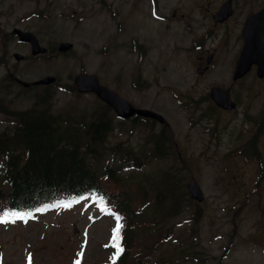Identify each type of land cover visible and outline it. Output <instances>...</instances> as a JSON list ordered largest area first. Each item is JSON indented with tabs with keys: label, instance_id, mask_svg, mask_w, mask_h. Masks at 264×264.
Segmentation results:
<instances>
[{
	"label": "rangeland",
	"instance_id": "374dc122",
	"mask_svg": "<svg viewBox=\"0 0 264 264\" xmlns=\"http://www.w3.org/2000/svg\"><path fill=\"white\" fill-rule=\"evenodd\" d=\"M222 1L0 0L2 104L9 109L28 107L34 94L43 89L41 85L24 91L17 83L9 87L5 81L10 72L29 81L51 74L60 82L50 86V89H56L53 111L62 117H71L73 127L78 125V130L82 131L98 113L112 119V127L101 144L103 151L94 159L98 174L96 182L115 197L122 188L132 187L129 193L131 207L143 211L139 219L130 217L135 225L132 229L139 239L152 234L155 242L151 255L144 258L142 264H264L263 243L244 236L234 238L226 232L229 225L222 216L233 213L234 198L232 190L223 189L215 180V177H223L225 182L230 176L225 168L223 171L222 165L229 161V155L223 159L224 153L236 144L231 142L235 137L232 130L249 128L250 123H243L247 114L252 118L260 117L264 79L257 80L252 73L231 84V96L239 103L230 115L218 113L217 109L204 113L214 105H209L206 100H195L206 94L214 73L197 81L187 60L194 58L200 48L213 47L224 28L232 31L226 36L237 35L248 6L242 0H232L233 16L223 25H214L209 12L217 9ZM150 8L164 19L150 15ZM173 8L178 10L174 18L171 16ZM13 25L34 31L40 43L48 48L46 54L31 55L29 47L8 33ZM209 30L213 33L207 35ZM3 37L5 42L1 44ZM60 40L72 41L73 47L69 51H57L56 44ZM13 51L23 53L25 59L15 60ZM224 58L225 53H222L221 62L213 67L220 71V83L228 85L230 77L222 76L227 68L222 64ZM2 59L5 63H1ZM78 71L98 74L102 82L135 106L148 107L164 115L168 121L164 130L168 135L165 143L158 141V147H154L163 127L159 122L144 118L135 122L119 119L94 94L78 93L70 86ZM249 85L261 87L259 97L251 102L246 99L244 90ZM172 87L186 91V100L173 98ZM227 117L232 119L229 118L227 132L219 138L213 131L221 130L217 121ZM14 126V117L0 111V135H6ZM260 126L257 121L252 122L253 137L264 134ZM151 131L154 134L146 140ZM189 139L193 153L184 146L183 140ZM218 139L219 144L213 147L214 140ZM82 141V145L85 144L83 138ZM127 146L132 148V153L124 159L127 153L118 151ZM156 150L161 153H155ZM204 150L208 152L204 153ZM215 154L221 157H215ZM172 155L177 157L178 165L182 161L185 167L179 171L180 179L187 175L189 179V175H193L204 191L202 202H188L189 207L194 203L201 208L197 219L192 208L180 210L173 217L166 211L171 176L168 183L164 177L157 183L150 181L159 178L160 174L163 176ZM253 162L246 173L250 174L252 170L253 174L261 173L260 160L253 159ZM108 163L113 166L112 177L118 179L117 183L111 182L102 171ZM135 171L139 172L130 175ZM159 183H167L166 189ZM148 191H151V201L142 208ZM247 215L241 226L242 234L247 232L255 213L249 211ZM146 221H151V225H144ZM114 224L113 217L101 211L89 197L37 212L27 221L1 220L0 264H99L109 258L107 240ZM161 227L165 233L162 231L157 241L154 233Z\"/></svg>",
	"mask_w": 264,
	"mask_h": 264
},
{
	"label": "trees",
	"instance_id": "16d2710c",
	"mask_svg": "<svg viewBox=\"0 0 264 264\" xmlns=\"http://www.w3.org/2000/svg\"><path fill=\"white\" fill-rule=\"evenodd\" d=\"M70 86L75 88L74 84ZM51 95L44 90L36 95L34 105L11 112L18 122L11 132L0 135L1 178L6 185H0V206L8 201L34 211L55 199L68 200L92 188L101 189L92 162L103 151L101 144L112 122L104 113H98L79 131L78 125L72 126L71 117L51 111ZM111 181L117 183L118 179ZM130 189L122 188L116 197L108 198L107 207L116 211V228L108 242L114 256L102 264H141L144 255H149L153 235L139 239L132 229L135 225L130 217L135 219L136 213L129 200ZM101 194L109 195L105 190Z\"/></svg>",
	"mask_w": 264,
	"mask_h": 264
},
{
	"label": "flooded vegetation",
	"instance_id": "af4514ba",
	"mask_svg": "<svg viewBox=\"0 0 264 264\" xmlns=\"http://www.w3.org/2000/svg\"><path fill=\"white\" fill-rule=\"evenodd\" d=\"M224 1L226 0H223L219 4V7L217 9L213 8L209 12V14L212 16L214 25H223L227 23L233 16L234 6L232 4V0H229L230 6H232L231 14L227 17H224L223 19L214 18V16L216 15L215 13L218 12L221 4ZM242 2L248 6V15L250 13H255L262 6L264 0H242ZM177 12L178 10L176 8H173V10L171 11L172 18L177 16ZM181 17H183V15H181ZM244 20L241 24V27H239L238 29L237 35H235L234 37L226 36L232 31L230 28H224L221 34L222 36L215 39L216 43L213 47L200 48L199 50H197V53L194 58H187L191 67V72L194 73L195 76L198 78L197 81H199L201 77L207 76L209 73H214V79L208 84L209 88L206 94L195 100V102L206 100L209 105H214L215 108L208 107L204 113H208L210 110L215 112L217 109L218 113H225L226 116L230 115L231 113L236 111L237 104L239 103L237 99H234L231 96V84L240 81L241 79L245 78L246 76L252 73H254L255 78L257 80L264 79V74L262 76L258 75L257 62L251 60V63H248L252 56L253 48L252 46H247V41H264V38H246L245 32L248 33L250 31L247 29H243ZM212 33L213 31L209 30L207 32V35H210ZM251 33L253 32L251 31ZM9 34L12 33L9 32ZM14 37L17 36L14 35ZM2 39L3 41L1 42V44L5 42V38L3 37ZM20 42L25 44L27 47H30V44L28 42ZM197 43L198 42L196 41L193 43V45L196 46ZM245 48L248 50V52H250V54H246L244 57L247 63L243 65V72H240L239 75L236 76L235 73L237 67L239 66L241 53ZM222 53H225V58L222 60V64L226 65L227 67L223 70L222 76L224 78L230 77V83L228 85H223L220 83V71H216L213 67L216 63L221 62L220 55ZM12 56L14 57L13 53ZM4 60L5 59H2L1 63H5ZM10 74L12 75L11 72ZM260 88V86L255 85L245 86L244 90L246 92V99H248L249 102L257 99L259 97L258 93ZM170 92L173 98H177L176 100H186V91H181L176 89L175 87H172L170 88ZM212 92L214 93V95H212ZM224 96H228V100L233 103L232 107H224L218 104L215 98H223ZM260 98L261 103L263 104L262 108H259V110H262L260 117L252 118L250 115L247 114L246 118L243 119V123H250L249 128H244L242 129V131L232 130V132H235V137L233 139L231 138V142L236 144L234 145V147L229 148L228 151L224 153L223 159H225V157L229 155V161L226 162V165L225 163L222 165L223 171L226 169L230 173V176L228 177L227 175L228 178L225 182L223 181V177H215V180L218 184L222 186L223 189L232 190V196L234 198L233 207L231 209L233 213L222 216L224 221L229 225V230L226 232L229 233V235H232V237L234 238H241V236H244L245 238H250L251 240H254L258 243H263L264 245V134L261 136L257 135V137L252 136L253 121H257V123L261 125L260 128L264 129V91L261 93ZM229 118L230 117H227L223 120L217 121L218 127H222V129L214 130V135L220 138L222 134L227 132L228 125L231 121L230 119H232ZM164 126L167 128L168 125L165 124ZM183 142L185 148L189 149L190 153H193V150L190 148L192 140L189 139L186 142L183 140ZM219 142L220 139L214 140L213 147L218 145ZM203 152L206 153L208 152V150H204ZM215 157L221 156L215 154ZM253 159L260 160L261 173L257 172L256 174H253V170L250 174L248 172L246 173V169L252 164H254ZM167 167L168 179L170 178V176L173 179L171 182L172 186L170 188L169 193L170 207H173L174 202L177 201L181 202L184 211H187L192 208L193 211L199 213L201 208L198 205H194V203L191 202V207L188 206V202L190 200L187 198V194L183 189L186 186L188 175L181 179L179 175V171L185 169L182 161H180V165H178L177 157L175 155H172L170 162L168 161ZM234 170L238 172H234ZM191 176L189 175V178ZM198 177L201 178V175L199 174ZM249 211H253L255 215L253 220L248 224L247 232L245 234H242L241 226L243 220L248 218L249 215H247V212ZM241 212H243L247 218L244 217ZM216 238H219V236H216ZM225 248L226 247H224L223 249Z\"/></svg>",
	"mask_w": 264,
	"mask_h": 264
},
{
	"label": "water",
	"instance_id": "95a60500",
	"mask_svg": "<svg viewBox=\"0 0 264 264\" xmlns=\"http://www.w3.org/2000/svg\"><path fill=\"white\" fill-rule=\"evenodd\" d=\"M229 12H230L229 0H227L222 5L221 9L218 12L219 19H222L223 17L227 16ZM243 29H247L250 31L248 33L245 32L246 38L249 39L264 38V5L261 8V10H259L256 14L251 15L246 19ZM13 31L18 34L21 40L30 42L32 53L45 51V47L39 44L37 36L32 31L24 30L17 27H15ZM251 31L253 33H251ZM71 46L72 43L69 41H60L57 44V48L59 50H67ZM247 46H252L253 48L252 50L253 53L248 63H251V60L257 62L258 75L262 76L264 74V41L263 40H254L250 42L247 41ZM246 54H250V52H248V50L245 48L241 53L239 66L237 67L235 73L236 76H238L239 73L243 72L244 70L243 65L247 63V61L244 58ZM14 56L16 58H21L22 55L18 52H15ZM52 80H54V77L48 75L34 82L48 83ZM73 80L77 84L78 89L80 91H93L94 93L97 94L99 98H101L103 101L109 104L119 116L128 117L136 113L142 116H150L160 121L164 120V116H162L160 113L152 109L144 108V107H135L126 98L122 97L117 92L110 89L107 85L100 83L98 76L96 74L79 72L74 76ZM212 95H214L213 92ZM215 99L218 102V104L224 107L233 106V103L230 100H228V96H224L223 98H215ZM188 185L192 196L197 197L199 199L203 197L202 192L195 181L191 180Z\"/></svg>",
	"mask_w": 264,
	"mask_h": 264
}]
</instances>
